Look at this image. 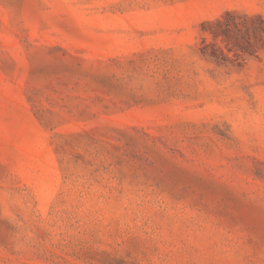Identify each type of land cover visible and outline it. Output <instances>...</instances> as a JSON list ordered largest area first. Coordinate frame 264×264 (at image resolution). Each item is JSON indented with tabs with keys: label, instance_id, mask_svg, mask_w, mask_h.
<instances>
[{
	"label": "rangeland",
	"instance_id": "374dc122",
	"mask_svg": "<svg viewBox=\"0 0 264 264\" xmlns=\"http://www.w3.org/2000/svg\"><path fill=\"white\" fill-rule=\"evenodd\" d=\"M226 10L264 0H0V264H264V49L202 55Z\"/></svg>",
	"mask_w": 264,
	"mask_h": 264
},
{
	"label": "trees",
	"instance_id": "16d2710c",
	"mask_svg": "<svg viewBox=\"0 0 264 264\" xmlns=\"http://www.w3.org/2000/svg\"><path fill=\"white\" fill-rule=\"evenodd\" d=\"M204 29L209 31L212 40L203 37L201 53L218 64L242 65L246 55L258 56L264 49V16L261 14L250 16L226 10L221 17L204 24Z\"/></svg>",
	"mask_w": 264,
	"mask_h": 264
}]
</instances>
